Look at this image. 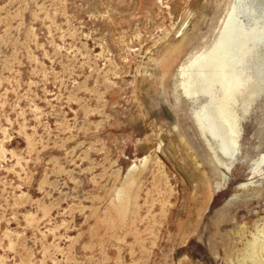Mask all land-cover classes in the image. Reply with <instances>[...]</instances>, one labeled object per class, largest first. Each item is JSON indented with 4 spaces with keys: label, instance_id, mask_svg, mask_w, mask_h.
<instances>
[{
    "label": "rangeland",
    "instance_id": "374dc122",
    "mask_svg": "<svg viewBox=\"0 0 264 264\" xmlns=\"http://www.w3.org/2000/svg\"><path fill=\"white\" fill-rule=\"evenodd\" d=\"M230 19L213 92L187 94ZM263 19L264 0H0V264H239L264 239V89L242 107Z\"/></svg>",
    "mask_w": 264,
    "mask_h": 264
},
{
    "label": "bare ground",
    "instance_id": "6f19581e",
    "mask_svg": "<svg viewBox=\"0 0 264 264\" xmlns=\"http://www.w3.org/2000/svg\"><path fill=\"white\" fill-rule=\"evenodd\" d=\"M263 23H264V19H263ZM234 27H235V22H233V20L230 19L227 26L225 27L223 31V34L220 36L215 46L207 54L202 56L198 60V63L193 68L187 71V73H189L187 75L188 76L187 79H185L186 80L185 83H187L186 84L187 88H185L187 94H198V93L204 94V93L213 92L212 91L213 87L211 83L212 76L217 72L218 65L224 63L225 59L228 57L230 52H233L234 50V48H232L233 42H235V35H234L235 28ZM250 35H253V34H250ZM249 38L251 39V37ZM256 41H259V40H256ZM259 55H258L259 57L254 58L255 60L253 64L254 73L252 72L255 76V83H256V80H257V83L254 86H252L248 90V92L244 95L245 102H244V105L242 106L244 110L248 109L255 95H257L258 92L264 89V87L262 86L263 75H264V52L260 53ZM233 66H231L230 68H233ZM232 74L234 75V73ZM213 106L212 104L210 105V108H209L210 113H212ZM204 111H205V108L201 110V112H199L200 119L202 121V127L204 130H208L210 132L211 128L207 127L206 124L204 123V114H205ZM210 116H212L215 121L219 120V118L221 119L228 118L226 114H224L223 111H217L214 114H211ZM231 122H229L230 126H228L226 130H224V132L228 133L227 135L223 137V143L225 145L224 154L232 150L238 138L237 134H232L229 132L230 129L232 131L234 129L233 127L234 124L232 122L233 124L232 125ZM211 145L213 149H215L213 144ZM263 162H264V152L261 154L259 160L256 163V166L253 169L257 170ZM237 263L239 264H264V239H261L255 236L253 241L247 242L245 245L242 258H239V262Z\"/></svg>",
    "mask_w": 264,
    "mask_h": 264
}]
</instances>
